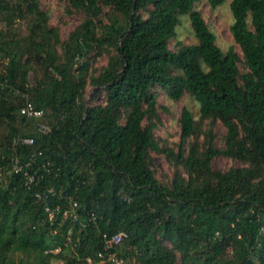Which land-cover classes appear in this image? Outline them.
Returning a JSON list of instances; mask_svg holds the SVG:
<instances>
[{"label":"trees","instance_id":"obj_1","mask_svg":"<svg viewBox=\"0 0 264 264\" xmlns=\"http://www.w3.org/2000/svg\"><path fill=\"white\" fill-rule=\"evenodd\" d=\"M62 1L81 14L65 38L38 0H0V264H109L102 236L119 232L123 264H264V0L230 2L240 55L200 0ZM159 91L198 106L173 144L155 135Z\"/></svg>","mask_w":264,"mask_h":264},{"label":"rangeland","instance_id":"obj_2","mask_svg":"<svg viewBox=\"0 0 264 264\" xmlns=\"http://www.w3.org/2000/svg\"><path fill=\"white\" fill-rule=\"evenodd\" d=\"M43 10L49 14L50 23L58 26L62 38H65L68 33L79 23L81 20V14L75 13L69 15L65 11V5L62 0H38ZM231 0H224L220 5L212 8L208 3V0H200L196 4V8L200 11L205 22L210 29L216 35L217 45L225 49L232 46L238 55H240V49L237 44L234 43L232 35L230 33V25L232 23V14L230 10ZM177 39H180L184 43H191L194 41L190 30V24L187 16H182L180 24L177 27ZM174 47V42L169 41V48ZM99 63L104 64L105 59L101 58ZM93 88L88 87L86 97H90ZM158 117L159 123L155 129V135L157 138L166 140L168 143L173 144L179 141V128L177 119L180 115V111L183 107H187L196 115L198 111L197 103L190 96H183L178 101H173L167 98L161 91L158 92ZM218 138L216 140L217 146L221 145L219 137L224 134V128L220 122H217L214 127ZM155 162L160 175L170 176L172 169L167 163V160L163 155H154ZM241 163L238 160H232L223 156H216L212 160V166L215 169L226 170L229 167H238Z\"/></svg>","mask_w":264,"mask_h":264},{"label":"built area","instance_id":"obj_3","mask_svg":"<svg viewBox=\"0 0 264 264\" xmlns=\"http://www.w3.org/2000/svg\"><path fill=\"white\" fill-rule=\"evenodd\" d=\"M20 113L22 115L28 117H36L40 118L43 116V112L41 110L35 109L29 102H27L23 107L20 109ZM39 129L41 131H47V126L43 123L39 125ZM23 141L25 143H32L31 138H24ZM22 170V166L19 164L15 165V172H20ZM25 177V184L28 188H30L33 184H36V177L35 175L29 174L27 172H23ZM48 191H50L48 189ZM49 211V220L52 221L54 217V211L46 208ZM52 223V222H51ZM103 251H99L97 253V257L102 262H108L109 264H123V259L117 254L115 250H113L112 246L117 245L121 242L123 238V232L114 233L113 235L108 236V234L104 233L103 236ZM87 261L90 263L91 259L87 258Z\"/></svg>","mask_w":264,"mask_h":264}]
</instances>
